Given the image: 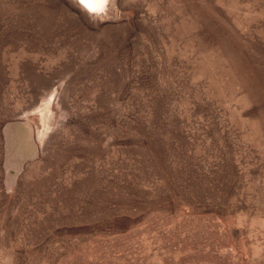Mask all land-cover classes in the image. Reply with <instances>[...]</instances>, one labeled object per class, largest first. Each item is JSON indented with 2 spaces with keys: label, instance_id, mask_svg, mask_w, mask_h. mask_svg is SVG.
<instances>
[{
  "label": "rangeland",
  "instance_id": "rangeland-1",
  "mask_svg": "<svg viewBox=\"0 0 264 264\" xmlns=\"http://www.w3.org/2000/svg\"><path fill=\"white\" fill-rule=\"evenodd\" d=\"M0 264H264V0H0Z\"/></svg>",
  "mask_w": 264,
  "mask_h": 264
},
{
  "label": "bare ground",
  "instance_id": "bare-ground-1",
  "mask_svg": "<svg viewBox=\"0 0 264 264\" xmlns=\"http://www.w3.org/2000/svg\"><path fill=\"white\" fill-rule=\"evenodd\" d=\"M78 2L81 3L83 6H85L84 3L81 2V0H78ZM106 3H107V0H89L88 4L90 6H94V7H96L98 9V8H102L103 6H105Z\"/></svg>",
  "mask_w": 264,
  "mask_h": 264
},
{
  "label": "snow or ice",
  "instance_id": "snow-or-ice-1",
  "mask_svg": "<svg viewBox=\"0 0 264 264\" xmlns=\"http://www.w3.org/2000/svg\"><path fill=\"white\" fill-rule=\"evenodd\" d=\"M81 2L87 4L89 3V0H81Z\"/></svg>",
  "mask_w": 264,
  "mask_h": 264
}]
</instances>
